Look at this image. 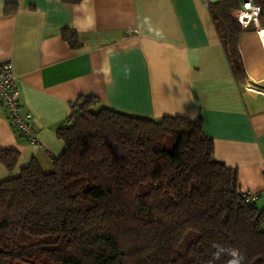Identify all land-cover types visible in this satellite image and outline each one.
<instances>
[{"label":"trees","instance_id":"obj_1","mask_svg":"<svg viewBox=\"0 0 264 264\" xmlns=\"http://www.w3.org/2000/svg\"><path fill=\"white\" fill-rule=\"evenodd\" d=\"M254 2L262 24L264 0ZM240 3H207L235 76L245 75L238 44L249 29L234 19ZM61 35L82 44L73 29ZM98 104L94 96L73 103L51 171L32 160L0 180V264H227L226 253L214 259L217 245L241 250L243 264H264V208L213 157L201 118L155 120ZM18 158L0 150L9 171Z\"/></svg>","mask_w":264,"mask_h":264},{"label":"crops","instance_id":"obj_2","mask_svg":"<svg viewBox=\"0 0 264 264\" xmlns=\"http://www.w3.org/2000/svg\"><path fill=\"white\" fill-rule=\"evenodd\" d=\"M239 39L235 76L203 0H0V64L10 60L38 143L14 130L0 103V150L19 158L0 180L63 151L57 130L81 97L133 116L201 118L213 157L237 170L239 190L264 208V22ZM78 33L72 48L61 30Z\"/></svg>","mask_w":264,"mask_h":264},{"label":"built area","instance_id":"obj_3","mask_svg":"<svg viewBox=\"0 0 264 264\" xmlns=\"http://www.w3.org/2000/svg\"><path fill=\"white\" fill-rule=\"evenodd\" d=\"M210 0H203L207 5ZM260 6L254 0H241L240 7L233 11L234 19L247 27L249 24L257 25L259 22ZM0 103L7 110L8 120L11 127L29 143H38L36 129L30 112L22 108L19 99L17 76L14 73L13 64L10 60L0 64ZM67 121L66 124H68ZM65 124V125H66ZM264 177V173H262ZM245 200L255 202L257 194L244 192Z\"/></svg>","mask_w":264,"mask_h":264},{"label":"clouds","instance_id":"obj_4","mask_svg":"<svg viewBox=\"0 0 264 264\" xmlns=\"http://www.w3.org/2000/svg\"><path fill=\"white\" fill-rule=\"evenodd\" d=\"M217 251L214 253V259L220 260L223 254H227L231 258L227 261V264H243L245 260V256L241 250L237 248H227L225 249L223 246L217 245ZM211 264V262H210Z\"/></svg>","mask_w":264,"mask_h":264},{"label":"rangeland","instance_id":"obj_5","mask_svg":"<svg viewBox=\"0 0 264 264\" xmlns=\"http://www.w3.org/2000/svg\"><path fill=\"white\" fill-rule=\"evenodd\" d=\"M210 1H215V0H210ZM14 264H30V263L29 262H26V261L20 260V261H15Z\"/></svg>","mask_w":264,"mask_h":264},{"label":"bare ground","instance_id":"obj_6","mask_svg":"<svg viewBox=\"0 0 264 264\" xmlns=\"http://www.w3.org/2000/svg\"><path fill=\"white\" fill-rule=\"evenodd\" d=\"M260 34H261L262 36H264V32H261Z\"/></svg>","mask_w":264,"mask_h":264}]
</instances>
